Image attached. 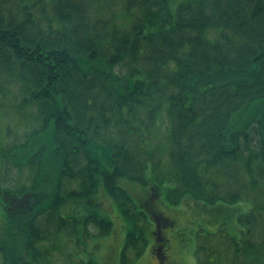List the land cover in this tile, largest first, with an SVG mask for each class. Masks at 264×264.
Returning <instances> with one entry per match:
<instances>
[{
    "label": "trees",
    "instance_id": "16d2710c",
    "mask_svg": "<svg viewBox=\"0 0 264 264\" xmlns=\"http://www.w3.org/2000/svg\"><path fill=\"white\" fill-rule=\"evenodd\" d=\"M7 96L36 126L4 155L36 176L0 181L2 264H96L76 250L112 222L62 209L109 197L143 219L119 182L158 170L162 123L171 195L223 222L247 209L240 236L197 232V264H264V0H0ZM154 217L163 242L171 220ZM140 242L130 235L122 264Z\"/></svg>",
    "mask_w": 264,
    "mask_h": 264
},
{
    "label": "rangeland",
    "instance_id": "374dc122",
    "mask_svg": "<svg viewBox=\"0 0 264 264\" xmlns=\"http://www.w3.org/2000/svg\"><path fill=\"white\" fill-rule=\"evenodd\" d=\"M182 0H170L172 9H175ZM34 112L29 110L24 118L18 109L16 101L11 96L0 97V181H7L15 186L19 184H31L36 176L35 171L28 167H16L4 155L9 147L14 144L23 143L32 127H35L33 119ZM158 129L162 131L164 137L167 135L166 127L161 124ZM160 134L157 141L160 153L158 170L150 167L147 173V183L121 179L119 184L124 187L134 200L135 211L141 212L143 219L136 221L127 218L120 205L109 197L98 198L99 203L88 205L90 210L81 202L72 201L67 203L62 209L63 216L83 217L94 213L99 217L110 220L113 224L112 231L105 236L90 238L82 251L76 250L79 260L87 262L94 260L96 264H120L123 248L125 247L131 234H135L141 240L139 250L142 254L136 257L138 250L132 249L129 253L131 261L128 264H157L155 249L163 245L165 255L171 264H197L195 258L196 237L199 230L204 233L223 229L231 235H241V226L238 218L247 212L243 205L235 204L230 206L234 215L228 222L216 220L204 208L201 202L191 200L188 195L178 197L171 195V190L176 187L174 181L167 178L171 169L168 155L165 152L166 142ZM163 141V142H162ZM163 149V151H161ZM163 168V175L159 170ZM76 187V185H73ZM101 196V195H98ZM73 204V205H72ZM243 204V203H241ZM213 207V206H209ZM72 209V211H71ZM161 213L171 220V224L164 225L161 235L165 236V241L160 242L156 237L157 219L154 215ZM140 214V213H139ZM3 220L0 210V244L3 238ZM94 235L98 232L91 226ZM1 248V247H0ZM66 255V252L65 254ZM56 254L55 259H60ZM0 264H2V254L0 253ZM67 264V263H66Z\"/></svg>",
    "mask_w": 264,
    "mask_h": 264
},
{
    "label": "flooded vegetation",
    "instance_id": "af4514ba",
    "mask_svg": "<svg viewBox=\"0 0 264 264\" xmlns=\"http://www.w3.org/2000/svg\"><path fill=\"white\" fill-rule=\"evenodd\" d=\"M163 256V260H161V257L160 259L158 258L157 259V264H171L169 261H168V257L164 254H162Z\"/></svg>",
    "mask_w": 264,
    "mask_h": 264
}]
</instances>
